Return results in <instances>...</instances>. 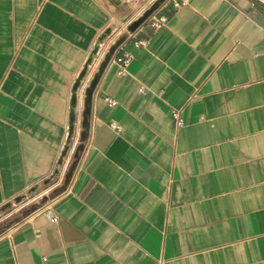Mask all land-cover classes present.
I'll use <instances>...</instances> for the list:
<instances>
[{
  "label": "crops",
  "instance_id": "1",
  "mask_svg": "<svg viewBox=\"0 0 264 264\" xmlns=\"http://www.w3.org/2000/svg\"><path fill=\"white\" fill-rule=\"evenodd\" d=\"M135 8L0 0V205L54 192L74 85L93 56L84 99L122 37L113 57L131 55L98 83L67 186L0 236V264H264V0H167L164 26L130 33Z\"/></svg>",
  "mask_w": 264,
  "mask_h": 264
},
{
  "label": "water",
  "instance_id": "2",
  "mask_svg": "<svg viewBox=\"0 0 264 264\" xmlns=\"http://www.w3.org/2000/svg\"><path fill=\"white\" fill-rule=\"evenodd\" d=\"M165 1H167V0H158L157 2H155L154 5H152L139 19L133 21L128 26V31L130 33L136 32L143 24H145L150 19V17H152L154 15V13L160 8V6ZM124 40H125V37H122L119 41H117L109 49V52L107 53V55L105 56V59L101 63V66H100L98 72L96 73V75L92 79L89 87L84 92V96L85 97H84V110H83V120H82L83 132H82V135H81V140L82 141H84L86 139L87 132H88V129L90 127V119H91V116H92L94 94H95L96 88L98 86V83H99V81H100L105 69L109 65L112 57L114 56L115 52L121 46V44L124 42ZM96 53H97V49H95L93 55H95ZM92 58H93V56L91 57L90 61L86 65L85 69L82 71L78 81L74 85L72 102H71L69 143L71 142V138H72V136L74 134V130H75L76 108H77V104H78V92H79L82 80H84V78L87 75L88 66L91 64ZM69 145L70 144H67V146L65 147V149H64V151L62 153V156H61V159H60V164H62V161H63L64 157L67 154ZM20 200L21 199H17L16 201H20Z\"/></svg>",
  "mask_w": 264,
  "mask_h": 264
},
{
  "label": "rangeland",
  "instance_id": "3",
  "mask_svg": "<svg viewBox=\"0 0 264 264\" xmlns=\"http://www.w3.org/2000/svg\"><path fill=\"white\" fill-rule=\"evenodd\" d=\"M146 0H142L141 2L132 4V7L136 6V12L144 6V2ZM145 13V12H144ZM135 18V17H134ZM140 18V17H139ZM138 18V19H139ZM127 28V27H126ZM127 30V29H126ZM81 142H78V145L71 155H68L66 161L69 160V165L65 169V176H60L57 181V188H55L54 192L47 194L44 198H34L30 196H26L22 198L20 201L11 200L6 201L5 203L0 205V236L4 233L10 232L17 225H19L23 220L28 217H31L38 211L42 210L47 204L52 202L57 196H59L63 192V187L65 188L67 175L71 171L70 169L75 165L80 157V147ZM82 149V147H81ZM79 154V155H78ZM78 155V156H77ZM62 174V173H61Z\"/></svg>",
  "mask_w": 264,
  "mask_h": 264
},
{
  "label": "built area",
  "instance_id": "4",
  "mask_svg": "<svg viewBox=\"0 0 264 264\" xmlns=\"http://www.w3.org/2000/svg\"><path fill=\"white\" fill-rule=\"evenodd\" d=\"M120 1L122 3L127 4V5H132V4L141 2L142 0H120ZM157 1L158 0H146L144 2V6H142L139 9V11H137V14L134 18V21L137 20L139 17H141L144 14V12H146ZM153 16L150 17V19L148 21H153V24L155 26H158V27L165 25L166 20L164 18H160V19L156 20ZM130 58H131L130 54H123L122 56L112 57L110 63L118 65L121 68V70L124 71V68H125L126 64L128 63V61L130 60ZM110 103L112 105L116 104L115 101H110ZM83 110H84V99L83 98L80 99V97L78 96V104H77V108H76L75 130H74V134L71 138V142H70L67 154L62 161V166L64 167V171L67 168V166L69 165V160L66 161L67 156L71 155V153H74V151L78 145V142H81V135H82V131H83V128H82ZM173 118L175 119L178 126L182 125L183 121L180 117L179 111H173Z\"/></svg>",
  "mask_w": 264,
  "mask_h": 264
}]
</instances>
